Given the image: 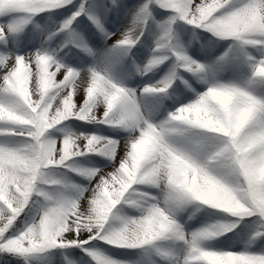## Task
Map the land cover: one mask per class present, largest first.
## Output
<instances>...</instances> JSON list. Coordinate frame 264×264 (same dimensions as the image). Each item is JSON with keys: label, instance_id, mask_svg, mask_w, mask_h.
Listing matches in <instances>:
<instances>
[{"label": "snow or ice", "instance_id": "1", "mask_svg": "<svg viewBox=\"0 0 264 264\" xmlns=\"http://www.w3.org/2000/svg\"><path fill=\"white\" fill-rule=\"evenodd\" d=\"M0 264H264V0H0Z\"/></svg>", "mask_w": 264, "mask_h": 264}]
</instances>
